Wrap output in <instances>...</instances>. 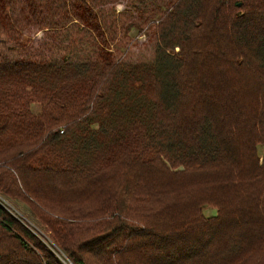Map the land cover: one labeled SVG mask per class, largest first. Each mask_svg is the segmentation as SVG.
<instances>
[{
  "label": "trees",
  "instance_id": "1",
  "mask_svg": "<svg viewBox=\"0 0 264 264\" xmlns=\"http://www.w3.org/2000/svg\"><path fill=\"white\" fill-rule=\"evenodd\" d=\"M93 1L0 0L8 50L69 44L0 57V194L45 233L0 206V264H264V0H167L142 62Z\"/></svg>",
  "mask_w": 264,
  "mask_h": 264
},
{
  "label": "rangeland",
  "instance_id": "2",
  "mask_svg": "<svg viewBox=\"0 0 264 264\" xmlns=\"http://www.w3.org/2000/svg\"><path fill=\"white\" fill-rule=\"evenodd\" d=\"M12 2H15L16 0H11ZM16 3V9L20 10V5H23L26 12H29L30 9H27V4L25 3V0H17ZM35 3V5L40 8V5H45L48 1L52 2L53 0H30ZM59 3L63 2L64 0H58ZM89 4L94 6V1L89 0ZM102 1V0H100ZM8 3V0H6ZM103 2V1H102ZM23 3V4H22ZM168 4L167 0H109L105 5H103V8L96 7V10L102 9V11L97 12L99 19H105V21L110 22L112 26L111 27H104V31L106 30L109 32L110 28H113L117 35L113 37L108 38H115L117 41L114 43V47H111V51L113 52V57L123 59L125 62H142V61H150L155 56V48H156V26L152 25L151 23L154 21H157L158 15L162 12L161 7H164ZM158 6H160V10L158 9ZM119 12V13H118ZM123 13V14H122ZM18 19V20H17ZM120 21V22H119ZM11 24L13 26L10 27V32H12V29H23V33L25 36H29V41L25 43V45H34L37 46V44L45 37L46 30L41 29L40 24H35L34 21L30 22L27 20H21L20 16L18 14H13L10 20ZM30 22V23H29ZM28 23V24H27ZM27 24V25H25ZM133 24L141 26L142 28H146V33L143 34L141 30H144L138 27L133 26ZM151 24V25H150ZM40 27V28H39ZM103 27V26H102ZM125 28V30H124ZM7 30L5 33L1 36L0 41V57H7V58H14L19 55L21 57H26V55L29 52H32V58H48V54L55 55L60 49V47H66L68 46V41L65 42V44H57L59 45L57 48H55L51 52H34L30 50H22L21 47L15 46V50H8L9 47H12L16 44V41L14 40V37H11L7 34ZM11 38V39H9ZM69 37L67 38V40ZM45 46L47 48L52 49L56 46V40L48 37V41L45 43ZM27 47V48H28ZM73 53V52H72ZM38 55V57H36ZM85 59V54H82V57L80 54L78 56H74V59ZM260 157L264 156V147L260 149L259 153ZM0 196L7 200L15 209L19 211V213L24 217L25 223L28 225V228H33L35 232H37L38 236H41L40 238L45 239V233H41L40 230L37 228L38 223H34L30 221L27 216L30 215L29 208L27 205L23 202H14L13 200H8L9 198L3 197L1 194ZM15 204H13V203ZM17 205V206H16ZM206 213H215L216 208L214 206H207L206 207ZM27 216H26V215ZM29 217V216H28ZM32 218V217H31ZM21 222V221H20ZM23 223V222H22ZM24 224V223H23ZM37 225V226H35ZM43 236V237H42ZM43 240V239H42ZM51 249L58 255V257L61 259L63 264H73L64 254L59 252L57 250L56 246H53Z\"/></svg>",
  "mask_w": 264,
  "mask_h": 264
},
{
  "label": "built area",
  "instance_id": "3",
  "mask_svg": "<svg viewBox=\"0 0 264 264\" xmlns=\"http://www.w3.org/2000/svg\"><path fill=\"white\" fill-rule=\"evenodd\" d=\"M0 206H2L13 217H15L19 221L23 222L26 226H28L25 223L24 217L19 213V211L17 209H15L7 200L2 198L1 196H0Z\"/></svg>",
  "mask_w": 264,
  "mask_h": 264
}]
</instances>
